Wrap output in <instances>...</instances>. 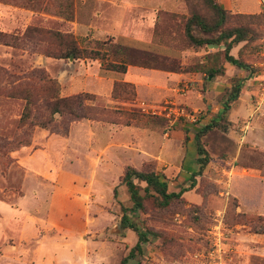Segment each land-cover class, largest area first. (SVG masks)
<instances>
[{
	"label": "rangeland",
	"instance_id": "374dc122",
	"mask_svg": "<svg viewBox=\"0 0 264 264\" xmlns=\"http://www.w3.org/2000/svg\"><path fill=\"white\" fill-rule=\"evenodd\" d=\"M116 1L0 0V31L18 38L11 45L0 42V264H120L138 240L133 229L121 226L122 207L132 205L121 182L129 166H155L170 192L187 189L166 206L149 197L139 213H130L149 240L129 264H264V233L256 232L264 228V103L255 111L264 97V16L231 20V25H250L263 35L242 52L254 68L249 73L253 82L243 83L236 123L231 121L227 131L204 133L209 163L195 176L203 157L196 134L211 113L198 92L188 94L182 80L179 93L187 94L177 102L174 94L153 95L147 84L139 94L135 84L113 81L110 72L116 70L106 65L195 70L207 65L209 55L189 52L197 49L184 33L188 10L175 18L163 16L167 29L154 30L155 9L163 0L127 8ZM195 6L207 12L199 0ZM32 27L46 33L28 31ZM68 32L81 46L100 49L103 58L44 53L58 48L54 33ZM157 33L170 52L129 40ZM54 79L61 97L92 96L85 99L84 116L56 113L43 128L38 122L48 112ZM22 91L33 101L25 123L21 118L28 100ZM183 109L197 120L178 117ZM153 134L164 147L162 158L158 152L156 158L139 153L153 151ZM192 149L196 171L184 164ZM220 211L225 222L222 259L212 254L209 233Z\"/></svg>",
	"mask_w": 264,
	"mask_h": 264
},
{
	"label": "trees",
	"instance_id": "16d2710c",
	"mask_svg": "<svg viewBox=\"0 0 264 264\" xmlns=\"http://www.w3.org/2000/svg\"><path fill=\"white\" fill-rule=\"evenodd\" d=\"M196 0H185L188 10V17L185 21L184 33L188 39L190 45L194 49H199L204 45L222 46L216 52L208 54L206 58V66L202 67L208 76L213 77L222 75L225 73L224 65L226 62L233 63L240 69L246 70L250 73L254 71L252 64L243 59L242 52L244 47L260 38L263 35L258 34L255 28L250 25H243V23L236 22L231 25V20L241 17L260 18L264 16V13L245 14V13H232L230 10L224 8L218 0H199L207 9V12L203 13L195 6ZM28 31H34L38 33H46L43 28L32 27ZM197 31V33H196ZM33 32V33H34ZM58 38V48L46 50L49 56L70 58H91L102 59L103 52L97 48L81 46L77 38L72 33H54ZM18 38L16 35H12L9 32L0 31V42L5 44H13L14 40ZM240 42H244L240 48L238 57L231 54L233 47L237 46ZM221 64V65H220ZM106 69L126 72V63H111L106 65ZM53 88H55L53 97L47 102V114L44 119L38 122L43 128H47L49 124L54 120L56 113L70 114L75 118L81 116L80 112L84 109L85 99L90 98L92 94L82 93L77 95H71L61 97L59 95V82L54 79L52 81ZM243 86V79L241 77L232 78V86L228 87L223 94V109L219 115L212 120L211 123L202 126L199 132L196 134V142L198 147V153L203 157L198 158L200 163V169L193 175H200L204 171L205 167L209 163V153L205 144L203 143L204 133L214 129L220 128L227 131L232 122L229 119V113L232 109V104L240 96ZM24 94V98L28 100L24 115L21 118L22 123H25L27 117L30 115L31 104L33 101L31 95ZM127 187L130 195L132 205L127 207L123 206V215L121 218L122 228H131L137 235L138 240L134 246H132L129 252L123 256L120 264H129L130 261L135 260L138 255L144 251V244L148 242L149 235L147 231L140 229L137 223L130 217V213H139L143 206L144 201L153 197L160 206H166L170 204L174 199L181 198L182 194L187 189H182L179 192H170L169 184L166 180H163L161 175L154 168H142L137 169L135 167H127L124 176L121 179ZM117 194V189H115ZM256 232L264 233V228H259Z\"/></svg>",
	"mask_w": 264,
	"mask_h": 264
},
{
	"label": "crops",
	"instance_id": "0c3cea01",
	"mask_svg": "<svg viewBox=\"0 0 264 264\" xmlns=\"http://www.w3.org/2000/svg\"><path fill=\"white\" fill-rule=\"evenodd\" d=\"M220 4L230 10L232 13H245V14H255V13H261L264 11V0H218ZM149 3L146 0H139V2L134 0H118L116 1V4H120L122 7L127 8L130 6H138L141 7L144 4ZM187 5L184 0V3H181L180 0H163L158 2L156 11V17L154 20V30H162L167 29V24L165 23L163 16H171L175 18V14H186ZM144 19V17H140ZM186 19V18H185ZM164 22V23H163ZM133 40V42L138 43H149L154 44L156 46L163 47V51L170 52L171 49L165 48L167 44L164 42V38L157 33V35L152 38H139L137 41L136 39H129ZM152 42V43H151ZM262 42H264V39H262ZM171 43V42H170ZM244 42H240L237 46L233 47L231 50V54L235 57H238L240 48L243 46ZM167 47V46H166ZM222 46H212V45H204L202 47H199V49L194 51H189L191 54H198V56H204L208 55L212 52H216L219 50ZM186 52V51H184ZM197 56V55H193ZM190 58V57H189ZM196 57H193L195 59ZM201 58V57H200ZM186 59V57H184ZM98 61V60H97ZM201 62H205L203 59ZM224 65L225 73L222 75H217L213 80H205L204 77L206 76V72L203 68H197L195 70L189 69V70H179V71H168V70H162V69H154V68H143L140 66H135L128 64L126 72H110V77L113 81H121V82H129L135 84L139 94H142V90L144 89V84H147L148 88H151L152 91H154L153 95L158 94L159 91L164 92L165 97L166 93L169 94V98L174 94L175 102H177L178 98H185L187 93H179L180 89L178 88L179 83L184 80L186 83L185 85H188V94H192V92L196 91L198 92V96H200L204 102V105L208 110L211 111L210 113V122L214 118H216L219 113L223 109V94L225 90L230 87V81L233 77H241L243 79L244 87H248V85L252 84L253 77L249 75L250 72L240 69L233 63L226 62ZM244 72H247L245 75ZM159 82V83H158ZM158 83V84H157ZM184 85V86H185ZM171 90V91H170ZM242 93V91H241ZM149 96V95H148ZM188 96V95H187ZM242 95L240 94L239 98L235 100V107L231 109L229 113L230 121H232L234 124L236 123L235 114L237 111L241 110L242 107ZM150 97V96H149ZM221 98V101L219 102V99ZM218 101V102H217ZM191 104H195V102H191ZM238 104V105H237ZM213 106V107H211ZM206 123V124H209ZM205 124V125H206ZM150 140L155 145H152L151 148H153V151H144L141 155L145 158L147 156H151L156 158L157 152L159 157H163V151L164 147L161 145H157L156 143L160 140L159 136L152 135L150 137ZM167 139L165 143L168 141ZM192 141V139H191ZM165 145V144H164ZM158 146V149H156ZM148 154V155H147ZM196 153L192 152L188 154L187 157L184 156L185 161L184 164L188 165L192 168V170H197L198 167L195 165ZM81 216V215H80ZM76 228V227H75ZM84 229V225H78L77 230L80 232ZM75 232V231H74Z\"/></svg>",
	"mask_w": 264,
	"mask_h": 264
},
{
	"label": "built area",
	"instance_id": "2783aa9c",
	"mask_svg": "<svg viewBox=\"0 0 264 264\" xmlns=\"http://www.w3.org/2000/svg\"><path fill=\"white\" fill-rule=\"evenodd\" d=\"M185 86L186 88H188V85H185ZM263 103H264V97L257 102V106L255 108L256 112L261 109ZM179 116H185L187 118L192 119L193 121H195L196 119L194 112L188 113V112H185L184 109L178 114V117ZM224 225H225L224 211H220V213H218L217 218L215 219V222L213 223L209 231V233L211 234L210 242H211L212 254L219 255L218 256L219 259H222V254L224 252V240H225ZM218 263L221 264V262H218ZM201 264H212V263H207L204 261Z\"/></svg>",
	"mask_w": 264,
	"mask_h": 264
},
{
	"label": "water",
	"instance_id": "95a60500",
	"mask_svg": "<svg viewBox=\"0 0 264 264\" xmlns=\"http://www.w3.org/2000/svg\"><path fill=\"white\" fill-rule=\"evenodd\" d=\"M71 59H73V57H71ZM209 78H212V75H210Z\"/></svg>",
	"mask_w": 264,
	"mask_h": 264
}]
</instances>
